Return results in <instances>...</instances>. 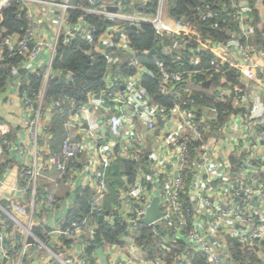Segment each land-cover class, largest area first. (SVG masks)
Instances as JSON below:
<instances>
[{"label":"built area","instance_id":"1","mask_svg":"<svg viewBox=\"0 0 264 264\" xmlns=\"http://www.w3.org/2000/svg\"><path fill=\"white\" fill-rule=\"evenodd\" d=\"M79 1L0 0V41L3 47L9 53H18L25 58L23 69L30 75L44 79L41 91L32 98L21 92L24 85L21 80L9 83L26 112L30 146L18 149L14 143L3 140L10 128L0 123V256L4 260L23 257L25 249L35 247L30 244L31 240L46 247L33 233V229L42 223L51 229L49 237L55 243L62 238L73 242L69 246L71 251L77 241L85 239V229L90 228V223L84 220L69 227L68 215L78 210L76 199L89 190L93 214L112 228L125 226L118 244L104 247L117 253L118 264H168L166 255L164 258L159 254L152 257L139 244L147 229H152L155 238H161L157 250L172 254V264H192L195 256L203 258L207 264H237L230 239L237 241L243 251H254L258 264H264V249L260 251L264 246V131L259 129H264V92L256 85L259 74L264 75V51L243 46L239 35H232L227 44L215 40L220 48L231 53V59L205 47L194 37L171 30L163 20V0H160L157 15L153 18L141 14L126 15L124 12L130 0L110 1V5L104 1L102 9L93 8L98 0H85L91 8L79 5ZM14 2L21 4V10L26 12L29 20L24 36L9 35L2 27L3 12ZM34 5L39 11L59 10L52 21L54 35L50 44L37 31L31 12ZM109 7L118 8V12L109 11ZM70 11L100 15L111 23H127L128 27L149 24L160 37L169 34L173 42L164 48V52L176 54V61L181 60L182 53L190 55L192 77L206 74L208 70H198L203 62L200 54L211 52L210 71L221 74L229 67L239 74L237 84L228 83L222 77L215 89V101L232 104L234 112L225 124L213 129L207 122H216L217 109L204 108L195 102L196 89L191 87L192 78L185 82L182 74L168 75L162 70L157 55L154 58L161 69V76L157 79L161 83L160 95L170 96L173 105L167 108L155 102L142 84L146 76L155 78L154 73L132 60L134 76L114 78L108 73L103 91L88 94L85 104L71 105L69 116L62 121L65 135L61 153L54 152L49 132L56 112L65 115L68 103L67 98L53 101L51 105L46 103L49 81L60 76L59 72L53 71L58 45L63 37L62 44L68 45L80 33L82 39L90 40L96 32L95 28L80 27L83 17L78 27H70ZM251 11L249 5L240 4L235 15L241 29L239 34L245 38L255 32L249 16ZM213 17L203 15L202 20ZM190 26L198 30L196 26ZM126 31L121 24L108 29L99 37L94 54L113 65L119 60L107 54V50L135 52L129 47ZM117 32L122 35L118 37ZM47 50L52 57L44 65L39 59ZM145 54L151 56V52ZM11 72L17 79L19 69L12 68ZM209 82L211 86V78L203 85ZM239 119L245 127L241 134H238L236 125ZM231 143L234 144L233 150L220 157L219 153H227V146ZM6 148L16 152L19 163H7ZM241 157L245 166L239 173L236 168L234 172L232 158ZM119 163L135 165L131 173L133 180L122 171ZM114 165L118 166L122 185L117 188L116 202L107 212L104 201L111 192L104 170ZM10 166L17 168L12 186L6 182L12 173ZM52 172L60 177L68 176L66 184L72 195L81 190L75 200L68 199L62 206L61 211L65 208V214L56 226L46 222L47 218L56 215L53 212L57 204L55 195L48 189L45 193L40 192L43 181L55 185L56 180L50 175ZM4 175L7 177L2 180ZM158 186L163 216L146 224L143 221ZM181 244L183 250L178 251ZM50 253L54 264H88L82 258L83 254L75 258L76 254L61 257L52 250Z\"/></svg>","mask_w":264,"mask_h":264},{"label":"trees","instance_id":"2","mask_svg":"<svg viewBox=\"0 0 264 264\" xmlns=\"http://www.w3.org/2000/svg\"><path fill=\"white\" fill-rule=\"evenodd\" d=\"M104 1L109 3L112 0H98L96 5L93 7L95 9H102ZM118 1V0H115ZM242 0H166L168 6L169 17L178 21L184 18L186 22L190 25L196 26L200 31L207 34L211 38L217 40L222 44H227L232 38V35H239L240 43L245 47H251L256 51H264V25L259 29L257 25L260 22V17L257 15V11L254 8V0H248L249 6L252 8L249 14L251 19V25L254 27L255 32L252 36L245 38L242 37L241 29L237 24L235 15L238 10ZM79 5L91 8L85 0H80ZM160 0H130L127 4V11L124 12L126 15L141 14L148 18H153L157 15V10L159 8ZM203 15H214L213 18L202 20ZM83 17V24L87 28H95L96 32L92 34V39L85 40L81 38L82 33H80L76 38H74L70 44L63 45L62 38L59 45L55 60L53 62L54 73L59 72L60 76L55 77L49 81L47 92H46V103L51 105L53 101L62 100L64 98L68 99L66 104L65 115L56 112V116L53 120L52 129L50 130V142L53 147V151L56 142L59 137L64 138L65 130L62 125V121L66 119L70 114L71 105L80 106L85 104L87 101L88 94H98L103 91L106 87L104 81L106 75L111 73L114 78H119L122 76L131 77L135 75V70L131 66V61L134 60L142 67H144L149 73H154L155 78L146 76L143 79V87L147 90L149 95L157 103L163 104L167 108H171L173 105V99L170 96H162L161 83L158 82V76H161V69L157 65L154 58L155 55L158 57V61L163 65V71L168 75L182 74L185 82L191 79V87H194V100L199 105L204 108L214 107L217 109L218 118L216 122L208 121L207 124L212 126L213 129L225 124L230 115L234 112V107L232 104H224L215 101V89L220 85V79L225 77L228 83H238L239 74L226 67L222 70L221 74H217L214 71H210L211 62L213 60V54L209 51H204L200 54L203 62L198 67V70H208L204 76L192 77L193 65L191 64L190 55L187 53H182L181 60L176 61V54H166L164 48L170 46L173 42V38L164 33L162 37L157 35L156 30L153 26L149 24H141L136 28L128 27L127 23L124 22H113L108 23L107 19L100 15L83 14L78 11H70L68 15V24L70 27L75 28L80 25V19ZM117 24H121L123 28H129L126 31V35L129 38V47L135 51L136 55H132L129 52H124L121 50H107V54L112 55L114 58L119 60L116 64L109 65L104 57L97 56L94 54V47L97 45L100 36L106 33V31ZM29 25V20L25 11L21 10V4L14 2L3 12V24L2 27L8 30L9 35H20L24 36L26 34ZM259 26V25H258ZM180 29L181 32H188V29L184 27H175V30ZM181 39V38H180ZM199 39L203 44L214 48V43L206 40L199 36ZM195 45V44H194ZM0 51L2 52L0 59V96L6 92L9 88V83L13 80H21L24 85L21 88V92H26L29 97L37 96L41 91L43 80L41 77L30 75L29 71L23 69L25 63V58L18 53H9L7 49L3 47V43L0 41ZM155 51L154 55H146V52ZM12 68L19 69L18 78L14 79L12 77ZM211 78L210 88H206L203 82H206ZM26 83L29 85L27 86ZM186 84L185 86H187ZM264 100V97H263ZM2 120L0 119V123ZM260 131H264L263 128H259ZM7 135L4 136L3 140L14 143H18L16 137V130L11 129ZM7 163H15V151L10 149L5 150ZM232 166L234 167V172L239 173L242 167L245 166V161L243 157L232 158ZM119 167L122 171H126L133 180L131 176L135 165L131 163H119ZM107 177L110 195L104 201V207L106 211H111L112 203L116 202L117 198V188L121 187L120 174H114L113 168H107L104 170ZM54 177L55 185H44L40 192L45 193L48 189L54 193L57 200L54 213L57 214L61 212L62 206L68 199H71L72 193H70V188L66 184L68 176L65 175L60 177L58 173L52 172L50 174ZM238 177V174H237ZM90 191L88 190L82 197L76 199L75 204L78 210L75 212H70L68 215V226H72L75 223L88 220L90 225L95 227V231L89 235V243L84 258L88 264H96L97 254L102 248L107 246H114L118 244V239L120 235L125 230V226H116L112 228L105 222H100L99 217L93 214L92 206L89 203ZM51 212V211H49ZM48 212V213H49ZM38 217H41L39 215ZM92 222V223H91ZM9 225H11L9 223ZM51 229L45 224H41L33 229L34 235L43 243L51 246V239L49 233ZM64 245L69 248L73 242L62 238ZM161 242V238H155L152 234V229H147L144 232L143 237L140 239L139 244L144 246L147 251L150 252L152 257L156 255H161L163 258L166 255L168 264H172L171 256L172 254L168 252L158 251V245ZM232 248V253L234 260L237 264H258L257 255L254 251H243L241 245L233 239L229 240ZM30 244L35 247L38 246L33 240ZM178 251H182L184 245ZM192 264H207L206 261L195 256L192 259Z\"/></svg>","mask_w":264,"mask_h":264},{"label":"crops","instance_id":"3","mask_svg":"<svg viewBox=\"0 0 264 264\" xmlns=\"http://www.w3.org/2000/svg\"><path fill=\"white\" fill-rule=\"evenodd\" d=\"M49 2H52L53 0H47ZM115 0H112L111 2H113ZM166 0H163V18H164V22L165 24L170 27L171 30H174L175 27H184L186 29H188V32H181L182 34H186L190 37H194L196 38L202 45H204L205 47L208 48V46H206L205 44L202 43V41L199 39V36L209 40L211 42L214 43V45H217V43H215V39L213 40L212 38H210L207 34L203 33L202 31H200L199 29H194L192 28L188 22H186V20L184 18L179 19L178 21H174L169 17V13H168V6L165 3ZM254 8L257 11V15H259L260 17V22H259V26L257 25V28L259 27V29L264 25V0H254ZM241 5L244 4H248V0H242ZM108 5H110L108 3ZM107 5V6H108ZM110 8V7H109ZM109 10V9H108ZM58 9H55L54 11H49L48 9H44V10H40L37 5H34L33 8H31V12L33 14L34 20L36 22V26H37V31L38 33H40L41 35H44V39L45 42L47 44H50L54 35V27L52 25V21L54 18H56L57 14H59ZM106 13H109L107 11L106 8ZM135 15H137V13H135ZM218 46V45H217ZM211 49V48H210ZM223 49V48H222ZM213 50V49H212ZM227 53V57L232 59L231 53H229L226 49H224ZM224 55V54H222ZM52 57V54L50 51H45L43 52V54L41 55L40 59L41 63L44 62V65L46 63H48L50 61ZM55 60V59H54ZM140 65V64H139ZM42 80L44 81V79L42 78ZM256 85L258 86V88L260 87L261 89H263L264 92V75L263 74H259V79L256 82ZM209 88V87H208ZM254 94V93H253ZM264 95V93H263ZM264 97V96H263ZM0 119L2 120L1 124H5L10 128V131H12L11 129H15L16 130V137L18 140V143L16 144V147H18V149H20L21 147L24 148V146L29 147L30 143H29V138H28V130L26 129L27 127V115L26 112L24 110L23 104L21 102V100L18 98V96L16 95V93L13 91V89L8 88L6 90V92H4L1 96H0ZM236 125L238 128V134H241L244 132V125L242 120H236ZM236 136H241V135H236ZM234 148V144L231 143V145L227 146V153L220 152V157L223 156L224 154H228L231 150H233ZM245 152L247 151V148H244ZM6 156V153H5ZM19 156L16 155L14 156L15 161H17V163H19L18 158ZM44 185H48V182L43 181L42 182ZM81 191V190H80ZM79 191V194H80ZM76 196V193H75ZM75 196L72 195L71 199L75 200ZM79 196V195H77ZM65 214V208L57 213L54 216H50L48 219V223L54 224L55 226L57 225V223L59 222L60 218ZM44 218H46L47 216L44 215ZM92 223V222H91ZM93 225H90V228H86L85 229V239H81L80 241H77L74 244V248L70 251L69 248L65 247L63 241L61 242V240L57 243H55L54 241L51 240V246H48L47 244L43 243L46 247L40 246L38 245L37 247H34L32 249H25V255L22 257H17L15 260H4L1 256H0V264H54V259L52 257V254L50 253V250H52L54 253H57L59 255H61V257H67V255L71 254H76L75 258H79L82 256V254H85V250L87 249L88 243H89V235L91 233H93ZM263 251L264 246L260 247V251ZM261 251V252H262ZM127 256V255H125ZM83 257V256H82ZM117 259V253L114 250H111L109 248H102V250H100L97 254V262L96 264H118L116 261Z\"/></svg>","mask_w":264,"mask_h":264},{"label":"water","instance_id":"4","mask_svg":"<svg viewBox=\"0 0 264 264\" xmlns=\"http://www.w3.org/2000/svg\"><path fill=\"white\" fill-rule=\"evenodd\" d=\"M109 11H112V12L117 13L118 12V8L110 7L109 8ZM107 22L108 23H111L112 21L109 20V19H107ZM84 26H85V24H82L80 27H84ZM131 27L135 28L134 25L131 26ZM128 29L129 28H127L126 30H128ZM116 35L118 37H120L122 35V32H117ZM131 54L136 55L135 52H131ZM153 54H155V51H152L151 52V55H153ZM204 86L205 87H209L210 86V82L209 83H206ZM10 169L12 170V173L8 177H7V175H4L3 178H2V180L5 177H7V181H6L7 184L12 186L14 184V182H15V179H16L17 168L10 166ZM113 169H114V174L117 175L118 174V166L117 165H114L113 166ZM79 191H80V189L77 190L76 195H79ZM8 192L10 193L11 190H8ZM160 193H161L160 186H158L157 187V191L155 193L154 200L152 201V204H151L150 208L147 211V217L143 221L146 224H151V223L159 220L163 216V214L160 212V207H159ZM99 221L101 222L102 221V218H100Z\"/></svg>","mask_w":264,"mask_h":264},{"label":"rangeland","instance_id":"5","mask_svg":"<svg viewBox=\"0 0 264 264\" xmlns=\"http://www.w3.org/2000/svg\"><path fill=\"white\" fill-rule=\"evenodd\" d=\"M165 3H166V1H165ZM163 20H164V18H163ZM26 129H27V127H26ZM62 142H63V138L59 137L58 141L56 142V145L54 147V149L56 148V153H58V154L61 153ZM51 146H52V144H51ZM52 149H53V147H52Z\"/></svg>","mask_w":264,"mask_h":264},{"label":"bare ground","instance_id":"6","mask_svg":"<svg viewBox=\"0 0 264 264\" xmlns=\"http://www.w3.org/2000/svg\"><path fill=\"white\" fill-rule=\"evenodd\" d=\"M166 25V24H165ZM167 26V25H166ZM168 27V26H167ZM170 28V27H169ZM175 30V29H174ZM176 31H180V29L176 30ZM214 51L220 53V54H224V55H227L226 51L222 48H220L219 46L217 45H214V48H213Z\"/></svg>","mask_w":264,"mask_h":264}]
</instances>
